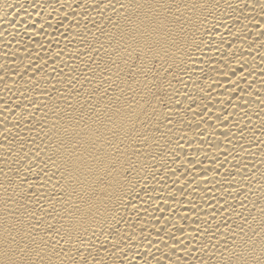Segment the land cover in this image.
<instances>
[{
    "label": "bare ground",
    "instance_id": "6f19581e",
    "mask_svg": "<svg viewBox=\"0 0 264 264\" xmlns=\"http://www.w3.org/2000/svg\"><path fill=\"white\" fill-rule=\"evenodd\" d=\"M0 264H264V0H0Z\"/></svg>",
    "mask_w": 264,
    "mask_h": 264
}]
</instances>
